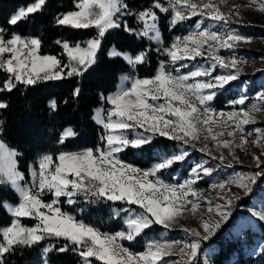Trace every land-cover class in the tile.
Instances as JSON below:
<instances>
[{"label": "snow or ice", "instance_id": "6c2138e0", "mask_svg": "<svg viewBox=\"0 0 264 264\" xmlns=\"http://www.w3.org/2000/svg\"><path fill=\"white\" fill-rule=\"evenodd\" d=\"M45 3L46 0H35L27 7H20L9 23L16 25L41 10ZM226 3L227 0H166V3L154 0L150 7L134 12L126 0H78L75 10L63 13L56 23L76 29L94 27L97 35L83 43L57 40L63 50L60 57L41 54L42 41L38 37L18 33L6 37L4 29L0 28V71L8 77L0 91H12L18 84L31 86L83 76L96 63L105 34L120 27V17L125 14L135 15L142 24L137 35L158 44H163V38L156 10L170 13L172 25L202 16L223 26L222 30L204 28L174 37L171 44L163 48L168 60L160 62L154 75L125 76L130 87L121 86L107 96L102 95L101 99L108 106L96 109L94 115L104 129L100 144L79 151L46 152L29 167L30 179H26L19 169L20 153L0 139V184L11 185L18 193V203L4 204L12 219L8 225L0 226V264H4L5 254L31 248L45 240L64 242L59 248L49 243L43 249L45 256L52 251L71 250L78 255L81 264H164V258L170 256L179 257L174 264H196L202 241L208 240L229 220L233 201L240 199L231 193L228 185H237L247 195L264 177V160L261 159L264 151L259 156L251 153L258 171L236 173L231 180L212 185L213 189L220 190L217 196L225 203L216 204L213 209L209 201L208 218L199 211L200 201L206 199L204 192L195 187L203 176L213 172V168L206 166L207 161L193 166L190 177L182 183H170L163 178V172L184 161L189 156L187 150L164 153L157 163L146 169L127 163L120 154L129 147L149 145L155 136H160L192 147L199 142V150L221 164L226 159L223 150H227L231 157L227 166L232 167L233 162H239L237 149L247 150L250 145L264 149V128L254 129V139L253 132L245 131V126L256 122L252 113L264 106V89L256 94L261 103H253L247 109L240 107L224 112L211 107L217 91L239 79L243 71L244 61L235 56L225 58L220 50L235 49L240 42L251 39L228 27L240 13L238 5L224 10ZM253 5L264 11V0H250L248 6ZM124 27L126 31H136L126 22ZM109 55L120 56L135 68L147 61L148 53L141 51L133 55L113 48ZM205 56L210 61L207 66L189 68L183 63ZM217 68L227 72L214 75ZM80 91L77 87L73 96H79ZM247 99L242 95L230 103L242 106ZM48 106L54 113L59 104L52 99ZM6 107L7 103L0 101V109ZM2 133L3 127H0ZM77 135L74 128L66 127L57 143L64 144ZM214 150L218 155H214ZM49 194L51 199H46ZM81 197L88 203L122 202L125 207L114 210V214H124V227L115 232L102 231L96 224L63 209L62 201L72 205ZM213 212L218 219L212 218ZM187 215L199 216V229L181 223ZM252 215L264 222V210ZM25 218L35 223L28 225L23 222ZM153 225L165 229L178 226L188 238L153 239L146 243L143 251L125 246V241L136 240Z\"/></svg>", "mask_w": 264, "mask_h": 264}, {"label": "trees", "instance_id": "16d2710c", "mask_svg": "<svg viewBox=\"0 0 264 264\" xmlns=\"http://www.w3.org/2000/svg\"><path fill=\"white\" fill-rule=\"evenodd\" d=\"M34 2L35 0H0V28L4 29L6 37L13 32L24 37H38L42 41L41 54L60 57L63 50L56 43L57 40H67L73 44L83 43L97 35V30L94 27L76 29L56 23L57 18L63 13L75 10L78 0H46L41 10L30 14L16 25L9 23L10 18L20 7H27ZM153 2L154 0H126L129 9L134 12L150 7ZM164 2L166 3V0ZM156 11L160 18L159 28L163 44L137 35L142 24L137 21L135 15L125 14L120 17V27L110 29L105 34L101 49L97 53L96 63L83 76L40 82L31 86L18 84L12 91H0V101L7 103L6 108L0 109V121H3V124L0 125L3 127L0 139L6 141L9 146L20 153L18 157L19 169L25 173L26 179L30 177L29 167L42 153L75 151L97 145L100 127L94 121V110L105 103L101 96H107L114 92L120 76L129 72L132 67L122 57L110 56L109 52L113 48L133 55L147 51V61L137 65L133 71L139 77L154 75L160 62L167 60L168 57L163 52V48L170 45L174 37L186 35L192 22L187 19L177 25H172L170 13ZM125 22L129 28L136 31H126ZM7 78V74L0 71V88H3V83ZM77 87L81 90L80 95L74 97L73 92ZM52 99L57 100L59 104L54 113L48 106ZM235 99V89L230 86L225 87L217 91L212 106L215 109H228L230 108L228 102ZM26 122L36 123L37 127L30 129V124L26 127ZM69 126L74 128L78 135L69 138L64 144L57 143L60 133ZM177 144H179L178 141L155 136L151 144L142 148L129 147L120 156L127 163L134 164L139 168H147L157 163L160 155L175 150ZM192 165L188 159H185L183 165L176 163L172 168L176 169L181 166L180 170L185 175ZM258 181H264V177ZM259 185H261L260 188H264V184ZM244 197L233 204V215L238 211L240 205L249 203L248 197ZM4 201L16 203L18 197L9 185L0 184V226H5L10 222L9 214L3 206ZM77 203L79 204L75 205H80L82 212H78L76 206L70 207L77 218L96 224L102 231H118L123 228L119 221L120 216L117 219H112L111 214L108 213L109 207H120L117 202L102 200L97 203H88L81 197ZM101 220L112 223L109 226ZM29 225H32V222ZM227 229L228 227L224 225L208 240L202 241L201 249L209 244L217 247L208 256L209 264H264V246L255 255L247 253V249L254 243L255 236L259 235L264 241V226H260V234L249 228L243 229L239 233V238L228 233ZM49 243H55L59 248L64 242L62 240L59 242L45 240L31 248H19L12 253L5 254L4 264H41L37 261L38 252ZM46 260L47 264H81L78 255L71 250L52 251L47 254ZM196 264H201V262H196Z\"/></svg>", "mask_w": 264, "mask_h": 264}, {"label": "rangeland", "instance_id": "374dc122", "mask_svg": "<svg viewBox=\"0 0 264 264\" xmlns=\"http://www.w3.org/2000/svg\"><path fill=\"white\" fill-rule=\"evenodd\" d=\"M249 4H250V0H227L226 5L224 6V10H227V8L233 5H238L239 13H240L239 17H235L234 22L229 24L228 27L238 32L242 36L250 37L251 39L246 42H240L238 47H236L235 49H231V50L221 49L220 50V55L224 56L225 58L235 56L238 59L244 61L242 65L243 71L239 79L230 82L228 85L230 86V88L235 89V92H236L235 100H237L242 95H246L248 99L246 101V104L242 106L233 105L230 103L231 102L230 101L228 102V104L230 105V108L216 109L217 111L229 112L233 110H239L240 107H244L247 109L253 103H257V104L261 103L260 101L257 100L256 94L262 89H264V11H260L258 8V5H253L249 7L248 6ZM188 20H191L192 24L189 25L187 34L189 32L203 30L204 28H209L211 30H222L223 29L222 25L216 24V22L206 17L194 16ZM197 24L200 25L199 29L197 28ZM30 37H33V36H30ZM183 63L187 64L189 68H192L194 66H201V65L207 66L210 63V61H208L207 57L205 56V57H198L195 61H184ZM159 65L157 66L156 70L158 69ZM176 67H179V63L176 65ZM134 69L135 68L131 67L129 72L124 73L123 75L120 76L119 82L114 92L117 91V89L120 88L121 86L130 87V82L125 81L124 77L125 76L136 77V75L133 73ZM183 71L184 69H181V72ZM226 72H227L226 69L217 68L214 72V75H221ZM233 82H237V83L239 82V85ZM229 86L226 85L225 87H229ZM210 103H211V107L214 108L212 106V101ZM107 106L108 105L104 103L98 108H101V107L106 108ZM96 109L94 110L93 118H94ZM252 115L254 116L256 122L254 124L245 126V131L253 132L252 138L254 139L255 138L254 129L257 127L264 128V106H262L259 111L253 112ZM95 123L100 127L99 139L97 143L98 145L101 143L100 137L103 135L104 129L96 121ZM29 124H30L29 126L30 129L33 127L35 128L37 127L36 123H30V122H26V127H28ZM200 147H201V144L199 142L196 143L195 147H192L189 145H183L182 143L179 142V144L176 145V149L169 152L168 154L179 152L182 149L187 150L189 152V156L186 159H188V161H190L193 164L192 167L198 163L207 161L206 166L213 168V172L211 175L203 176L202 174L203 178L199 180L197 184L195 185V187L198 188L199 190H203L204 195L206 197V199H203L200 201L201 208L199 211L201 214H205V218H208L207 209L210 206L209 201H211V207H213V209H215L216 204L223 205L225 203L224 199H221L217 196V192H219L220 190L213 189L212 185L214 183H219L222 181H229L234 177L236 173H248V172L258 171L259 169L256 168V163L253 160L251 153L255 152L256 155L259 156L261 152L264 151V149L251 146V145L247 148V150L237 149L236 155L239 157V162H233L232 167H228L227 164H228V161L231 160V157L228 155L227 150H223L226 159L223 162V164H221L219 160L212 159L210 156L207 155V153L201 152L199 150ZM79 150L80 149L75 150V151H79ZM214 155H218V153L215 150H214ZM261 159L264 160V156H261ZM183 162L184 161L177 162V164L183 165ZM34 163H32L31 165H33ZM218 164H220L221 166L217 167ZM150 167H147V168H150ZM172 167L163 172V178L167 180L168 182L182 183L184 180L190 177L192 167L188 170V172L185 175H183V173L180 170L181 166H179V168H176V169H173ZM256 183H258V185L256 184L253 185L252 192L247 195H245L244 190L239 188L237 185L235 184L228 185V187L231 189V193L238 195L240 199H242L241 197L243 196H245L244 198L248 197L249 199V203L247 205H240L238 207L239 208L238 211L237 212L235 211L236 213H234L233 215V204L236 201H238V200H234L232 206L230 207L231 216L229 220L225 224L222 225V226L224 225L227 226L228 233H231L233 236L237 238H239V233L243 229L249 228L251 231L258 232L260 234V231H261L260 226L261 225L264 226V222L259 221L258 218L252 215V213H254L255 211L264 210V188L263 187L260 188L261 185H259V184H264V181L262 182L257 181ZM9 186L11 187V185ZM15 193L17 194V197H18V193L16 191ZM46 199H51V194H49L46 197ZM5 203L15 204V202L4 201L3 206ZM16 203H18V201ZM117 203L119 204L118 206L120 207L112 206V207H109L108 209V213L111 214L112 219L118 218V216L114 214V210L125 207V205H123L122 202H117ZM76 204H79V203H76ZM72 205L76 206V208L78 209V212H82L80 205H75V204H72ZM72 205H69L62 201V206L65 211L72 212L70 210V207H72ZM5 209L8 212L6 207ZM8 214H9L10 221H11L12 217L9 212ZM211 216L213 219H218V217L215 215V212H213ZM123 219H124V214L122 213L120 215L119 221L124 227ZM23 222L28 225L31 222L32 224L35 223L34 220L27 219V218H25ZM102 222L109 226L112 223L111 221H102ZM9 223L10 222H8V224ZM181 223L189 228H193V229L200 228L199 216L187 215L184 219L181 220ZM105 231L115 232V231H110V230H105ZM161 238H166L169 240H184V239H187L188 237L186 236V233H184L181 230V228L178 226L172 229H165L161 225H153L150 229L145 230V232L140 237H138L136 240L131 241V242L125 241L124 243L126 247H130L134 251H143L148 241L153 240V239H161ZM262 246H264V241L262 237L257 235L254 237V243L251 244L249 248L247 247L248 248L247 253L250 255H255L260 251V248ZM216 249L217 247L213 244L204 246L199 251L196 262L198 263L201 262V264H209L208 256ZM178 259H179L178 256L166 257L164 258V264H174V262L177 261ZM45 260H46V256L43 254V249H40L38 252L37 261H39L41 264H44Z\"/></svg>", "mask_w": 264, "mask_h": 264}]
</instances>
